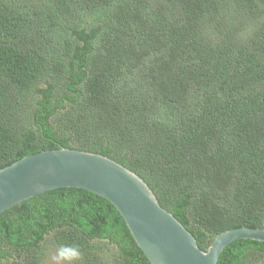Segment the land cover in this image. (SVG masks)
<instances>
[{"label":"trees","instance_id":"obj_1","mask_svg":"<svg viewBox=\"0 0 264 264\" xmlns=\"http://www.w3.org/2000/svg\"><path fill=\"white\" fill-rule=\"evenodd\" d=\"M69 148L140 177L205 251L264 229V0H0V169ZM150 264L103 198L75 188L0 213V264ZM217 264H264L238 240Z\"/></svg>","mask_w":264,"mask_h":264},{"label":"water","instance_id":"obj_2","mask_svg":"<svg viewBox=\"0 0 264 264\" xmlns=\"http://www.w3.org/2000/svg\"><path fill=\"white\" fill-rule=\"evenodd\" d=\"M60 188L81 189L112 205L150 264H217L234 241L264 243V229L234 228L215 236L203 251L134 172L106 156L69 148L28 155L0 169V213Z\"/></svg>","mask_w":264,"mask_h":264},{"label":"clouds","instance_id":"obj_3","mask_svg":"<svg viewBox=\"0 0 264 264\" xmlns=\"http://www.w3.org/2000/svg\"><path fill=\"white\" fill-rule=\"evenodd\" d=\"M56 258V264H78L80 252L78 248L58 249Z\"/></svg>","mask_w":264,"mask_h":264},{"label":"rangeland","instance_id":"obj_4","mask_svg":"<svg viewBox=\"0 0 264 264\" xmlns=\"http://www.w3.org/2000/svg\"><path fill=\"white\" fill-rule=\"evenodd\" d=\"M58 248L49 247L46 250V255L44 257V260L42 261V264H56V252Z\"/></svg>","mask_w":264,"mask_h":264}]
</instances>
